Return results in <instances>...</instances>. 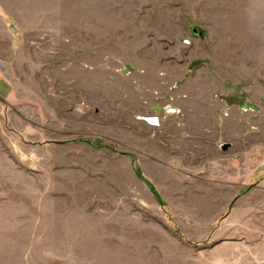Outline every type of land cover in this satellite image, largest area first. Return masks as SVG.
Masks as SVG:
<instances>
[{
    "label": "rangeland",
    "instance_id": "obj_1",
    "mask_svg": "<svg viewBox=\"0 0 264 264\" xmlns=\"http://www.w3.org/2000/svg\"><path fill=\"white\" fill-rule=\"evenodd\" d=\"M0 4V264H264V12Z\"/></svg>",
    "mask_w": 264,
    "mask_h": 264
},
{
    "label": "crops",
    "instance_id": "obj_2",
    "mask_svg": "<svg viewBox=\"0 0 264 264\" xmlns=\"http://www.w3.org/2000/svg\"><path fill=\"white\" fill-rule=\"evenodd\" d=\"M240 2L245 5V10H246L245 11V16H244L245 24H242L240 22V25L241 26L244 25L245 26L244 29L246 30V33H248V28H249L248 21L254 20L253 19L254 16H255L254 13L260 12V11L261 12H264V0H240ZM232 9L233 8L231 6H229V5H227L226 8L223 9L224 12L222 13L221 16H226V17H225V19L221 23L217 24V28H221V29L224 28V29H227V30L230 31V29L236 27V24L234 23L235 21H237V20H241L242 21V18L238 14H232ZM5 10L6 9H4L3 6L0 4V46L1 45L7 46L8 48H10L9 49V51H10V50H13V48H15V45L12 46L13 39H12V37H10V36H13L14 35V29L8 26V22L6 20V11ZM203 12L204 11H199L200 16H201V14ZM224 21H230V23L229 24H227V23H224L223 24ZM205 26L206 25L204 23H201L199 25L200 28L201 27H205ZM199 27L197 28L199 30V33H200L198 36L195 37L191 32L190 33L192 34V36L194 37V39H197V40L200 41V39L203 36V32H202V30ZM222 33H223V30H222ZM225 44H227V43H225ZM216 46H217V44L214 45V47H213L214 50L217 49ZM228 50H232V48L230 46H228ZM3 56H4V51L3 50H0V63H2V64H4L5 63V60H6V58L4 59ZM0 70H1L0 71V93L1 94L5 93V99H9L12 96L13 92H14V88H12V84L9 82V80L6 79L5 77H3L2 74H4V72H2L3 71V66L1 64H0ZM5 74H8V72L5 73ZM151 109H152V111H154L156 113L163 114V112L159 109V107H158L159 110H155L153 108H151ZM154 115H155V113H154ZM218 139L219 138L216 137L214 143L216 141H218ZM212 141L213 140H210V143L211 144H212ZM223 144H225V143H219V145L217 144V146H219V147H217V146L214 145L215 146V149L218 148V149L221 150V147H222ZM226 144L229 145V148L231 147V144H229V143H226ZM227 150H225V151L221 150V151L226 152ZM231 162H233V161H230V164H231ZM230 167L233 168V171H234V174L233 175L236 176V174H237V167L236 166L234 167V166H231V165H230ZM220 170L223 171L222 169H220ZM229 175L232 176L231 173Z\"/></svg>",
    "mask_w": 264,
    "mask_h": 264
},
{
    "label": "water",
    "instance_id": "obj_3",
    "mask_svg": "<svg viewBox=\"0 0 264 264\" xmlns=\"http://www.w3.org/2000/svg\"><path fill=\"white\" fill-rule=\"evenodd\" d=\"M191 33L196 37L198 36L200 33H199V30L197 28H192L191 29ZM229 148V145L228 144H223L221 149L223 151L227 150Z\"/></svg>",
    "mask_w": 264,
    "mask_h": 264
},
{
    "label": "bare ground",
    "instance_id": "obj_4",
    "mask_svg": "<svg viewBox=\"0 0 264 264\" xmlns=\"http://www.w3.org/2000/svg\"><path fill=\"white\" fill-rule=\"evenodd\" d=\"M155 122V119H149V123H154Z\"/></svg>",
    "mask_w": 264,
    "mask_h": 264
},
{
    "label": "flooded vegetation",
    "instance_id": "obj_5",
    "mask_svg": "<svg viewBox=\"0 0 264 264\" xmlns=\"http://www.w3.org/2000/svg\"><path fill=\"white\" fill-rule=\"evenodd\" d=\"M151 120V119H150Z\"/></svg>",
    "mask_w": 264,
    "mask_h": 264
}]
</instances>
